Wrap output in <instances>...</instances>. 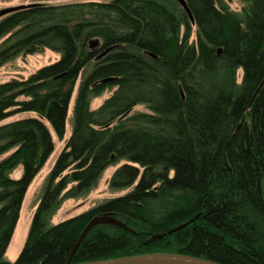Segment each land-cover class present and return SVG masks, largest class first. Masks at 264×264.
<instances>
[{
    "label": "trees",
    "instance_id": "obj_1",
    "mask_svg": "<svg viewBox=\"0 0 264 264\" xmlns=\"http://www.w3.org/2000/svg\"><path fill=\"white\" fill-rule=\"evenodd\" d=\"M242 1L235 11L225 0H187L194 21L178 0L34 1L0 18V67L41 48L61 55L0 83V122L34 114L0 125V157L9 153L0 160V264L151 252L264 264V0ZM112 86L92 109V97ZM76 87L72 133L8 261L26 192L55 150L52 130L65 137ZM138 104L149 111L131 114ZM120 160L110 186L129 191L51 222L65 199L91 190ZM105 214L127 228L95 225L70 257L87 224Z\"/></svg>",
    "mask_w": 264,
    "mask_h": 264
},
{
    "label": "rangeland",
    "instance_id": "obj_2",
    "mask_svg": "<svg viewBox=\"0 0 264 264\" xmlns=\"http://www.w3.org/2000/svg\"><path fill=\"white\" fill-rule=\"evenodd\" d=\"M34 1H48L50 3L55 4H61V3H70V2H77V1H109V0H0V9L8 6H15L20 4H29ZM225 2L228 4V6L235 11H241L243 9L244 3L242 0H225ZM196 27H193V34L191 37V40H194L196 38ZM61 57L59 52L53 51L49 48H41L40 50L36 51L35 53L31 54H20L16 56L15 58L11 59L10 61L4 63L0 67V83L9 81L13 78L16 79H26L28 78L32 73L36 72L39 68L54 63ZM241 75V74H240ZM80 80H78L77 86L80 83ZM77 88L74 92V95L72 97L70 107H69V113L67 118V125H66V134L63 139H60L56 133L52 130L53 137L55 140V150L45 163V165L41 168V170L38 172L32 183L30 184L24 201L21 208L20 218L18 220V223L16 225L13 237L11 239V242L6 250L5 258L8 261H15L20 254L25 241L27 239L31 221L33 214L37 208L39 198L41 196L45 181L47 176L49 175L56 158L58 157L59 153L64 148L67 140L69 139L71 133H72V127H73V111H74V105H75V99L77 96ZM116 90V87H108L102 94L92 97L91 100V108L96 109L100 105L104 103V101L109 98L114 91ZM148 112L149 109L147 105L145 104H138L136 105L132 111L131 114L137 113V112ZM33 113H18L15 114L3 121L0 122L1 124L32 116ZM9 154V153H8ZM8 154L3 155L0 157V160L4 157H6ZM125 163V160H120L118 162H115L111 165H109L101 174L98 182L96 185L92 187L91 190L86 192L85 194L76 197V198H67L65 199L60 207L56 210L55 214L53 215L51 222L53 224L59 223L65 219L74 217L78 214H81L92 207L104 202L108 198L116 197L125 194L129 189H114L110 186V179L116 169L120 167L122 164ZM22 166H19L17 169H15L11 175L12 177L18 178L22 174ZM130 228V227H129ZM132 229V228H130ZM151 241V238H149Z\"/></svg>",
    "mask_w": 264,
    "mask_h": 264
},
{
    "label": "water",
    "instance_id": "obj_3",
    "mask_svg": "<svg viewBox=\"0 0 264 264\" xmlns=\"http://www.w3.org/2000/svg\"><path fill=\"white\" fill-rule=\"evenodd\" d=\"M179 3L182 5V7L185 9L189 17L192 21H194V17L192 14V11L188 5L187 0H178ZM25 4L15 5V6H8L0 9V18L6 16L12 11H15L16 9L23 7ZM98 39H93L90 43L91 47L97 46L99 44ZM115 46L108 47L105 49L101 54L97 56L96 59H100L104 55H106L110 50H112ZM110 80V79H107ZM264 85V81L262 82L261 86ZM101 223H110L119 225L122 227H126V224L120 220L118 217H116L113 214H105L102 216H96L94 217L84 228V230L81 232L77 242L75 243L72 252L70 254V257L74 254L78 246L81 244L82 240L86 236V234L92 229L95 225L101 224ZM186 223L180 224L173 230H176L178 228H181L185 226ZM130 229V228H129ZM172 230V231H173ZM161 234H157L155 236L151 237V240H155L156 238L161 237ZM75 264H221L219 262L203 258L200 256H194V255H188L184 253H176V252H151V253H143V254H136V255H129V256H121V257H113V258H106L101 260H95V261H85Z\"/></svg>",
    "mask_w": 264,
    "mask_h": 264
}]
</instances>
